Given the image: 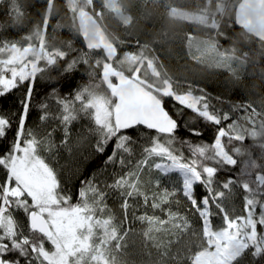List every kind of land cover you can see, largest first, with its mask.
<instances>
[{
  "label": "snow or ice",
  "instance_id": "obj_1",
  "mask_svg": "<svg viewBox=\"0 0 264 264\" xmlns=\"http://www.w3.org/2000/svg\"><path fill=\"white\" fill-rule=\"evenodd\" d=\"M231 3L237 24L264 34V0ZM207 47L231 73L235 57L215 42ZM75 51L69 61L41 39H0V104L13 97L17 106L14 115L0 111V264H124L130 218L147 225L145 249H155L157 264H264V109L240 102L225 111L223 97L162 78L155 58L120 60L103 42ZM61 60L66 77L84 64L98 82L68 79L66 94L52 88L34 103L38 79ZM197 121L204 127L189 126ZM204 128L211 142H201ZM61 151L99 160L78 177L75 194L60 178ZM237 190L239 213L225 203ZM181 198L184 211L174 210ZM141 208L152 214L137 215Z\"/></svg>",
  "mask_w": 264,
  "mask_h": 264
},
{
  "label": "trees",
  "instance_id": "obj_2",
  "mask_svg": "<svg viewBox=\"0 0 264 264\" xmlns=\"http://www.w3.org/2000/svg\"><path fill=\"white\" fill-rule=\"evenodd\" d=\"M117 2L123 16L109 5L108 0H78L75 7L72 6L71 0H5V3L0 4V27L3 28V31H0V39L23 43L25 39L43 38L49 48L68 53L67 59L70 61L77 54L75 50L85 49L88 45L77 20L80 11H88L104 28L113 55H118L120 60L127 53H135L143 60L155 58L162 78L167 76L185 87L191 84L194 88L205 89L212 97H223L226 103L221 107L225 111H230L232 104L240 102H248L258 110L264 109V41L237 24L231 0H117ZM172 8L204 13L209 21L213 20L215 24L174 16L170 13ZM189 33L192 34L191 40L186 39ZM221 33L226 34L228 38L224 39ZM210 41L220 46L218 51L227 49L229 54L235 57L231 63L233 70L231 73L219 65L217 51L208 49L207 42ZM197 48L201 51L197 52ZM96 55L103 54L97 52ZM65 64L66 62L61 60L58 65L48 68L43 73V78L38 79L34 103H39L52 88L57 89L61 95L66 94L69 91L66 83L68 79L72 80L73 86H88L98 82V79H92L87 75L88 67L84 64H79L77 70L66 77L63 74ZM122 67L127 68L126 65ZM22 91L21 89L14 93V96L19 97ZM0 111L14 115L17 106L13 97L0 104ZM233 115L235 116V113ZM190 116L192 113H186L184 119L187 120ZM34 123L35 113L29 125ZM189 126L204 127L199 121L194 124L190 122ZM79 127L80 124H74L73 130ZM204 133L201 142H211L213 137L211 128H204ZM9 135L11 136V133ZM179 135L186 137L188 133L182 131ZM189 139L195 141L196 138ZM251 143L250 140L245 141L246 145ZM92 159L94 162L89 164L83 162L78 154L61 151L58 171L64 185L73 194L79 184L78 177L81 174L87 175L88 171L99 164V160ZM156 175L154 173L153 177ZM218 179H226V173H219ZM168 184V179L162 178V185ZM73 198L75 199V196ZM181 201V205H173L174 210L179 208L180 211H184L186 201L182 198ZM107 202L117 222L121 221L123 214L119 201L110 196ZM225 203L230 210L234 209L239 213L242 208L239 190ZM145 210L152 214L151 209L141 208L137 215ZM155 214L163 215L161 212ZM214 223L218 225L219 218H215ZM126 226L130 227L131 232L126 238V247L120 253L124 264H157L155 249H145L142 233L147 225L132 221L130 218Z\"/></svg>",
  "mask_w": 264,
  "mask_h": 264
},
{
  "label": "water",
  "instance_id": "obj_3",
  "mask_svg": "<svg viewBox=\"0 0 264 264\" xmlns=\"http://www.w3.org/2000/svg\"><path fill=\"white\" fill-rule=\"evenodd\" d=\"M77 20L82 34L88 44L99 45L101 42H103V44L110 48V40L104 28L93 14L88 11L79 12L77 14ZM244 29L251 35H254L264 41V38H261L264 34H258L257 32L249 31L247 28Z\"/></svg>",
  "mask_w": 264,
  "mask_h": 264
},
{
  "label": "rangeland",
  "instance_id": "obj_4",
  "mask_svg": "<svg viewBox=\"0 0 264 264\" xmlns=\"http://www.w3.org/2000/svg\"><path fill=\"white\" fill-rule=\"evenodd\" d=\"M78 0H71L72 6L75 7ZM108 3L111 7H113L121 16H123V13L121 11L120 5L118 4L117 0H108ZM79 6V5H78ZM77 6V7H78ZM84 10L80 11L83 12ZM170 13L174 16L182 17L189 20L198 21L201 23H211L215 24L213 20L209 21V18L204 13H193L189 10L181 9V8H172L170 10ZM43 40V38H40ZM126 65V64H125ZM127 66V65H126Z\"/></svg>",
  "mask_w": 264,
  "mask_h": 264
}]
</instances>
